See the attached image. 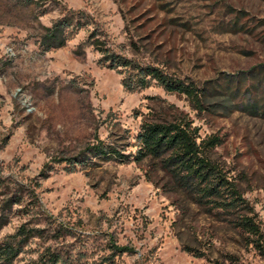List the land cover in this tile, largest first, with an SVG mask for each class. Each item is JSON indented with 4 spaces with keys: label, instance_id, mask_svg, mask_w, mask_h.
Masks as SVG:
<instances>
[{
    "label": "rangeland",
    "instance_id": "rangeland-1",
    "mask_svg": "<svg viewBox=\"0 0 264 264\" xmlns=\"http://www.w3.org/2000/svg\"><path fill=\"white\" fill-rule=\"evenodd\" d=\"M65 9L93 25L43 52L44 29ZM94 29L116 53L198 84L209 109L157 86L126 91L123 75L100 64ZM169 108L188 114L202 138H221L212 158L264 234V0H0V243H14L11 264H33L47 249L72 264H264L231 224L148 182L145 163L73 173L61 163L98 141L134 142L149 113ZM20 186L22 202L4 207ZM61 225L70 230L59 234ZM22 227L34 236L18 235ZM111 243L134 252L111 257Z\"/></svg>",
    "mask_w": 264,
    "mask_h": 264
},
{
    "label": "trees",
    "instance_id": "trees-1",
    "mask_svg": "<svg viewBox=\"0 0 264 264\" xmlns=\"http://www.w3.org/2000/svg\"><path fill=\"white\" fill-rule=\"evenodd\" d=\"M37 1L43 4L48 0ZM93 23L85 11L65 9L60 19L44 29L39 47L43 52L61 49L81 30L92 26ZM88 40L100 53V64L123 75L122 85L126 91L135 93L157 86L169 94L185 96L198 113L209 109L205 89L195 82L181 79L160 66L142 64L116 53L109 49L103 40L97 38L96 29L91 32ZM173 109H165L160 114L149 113L143 119L134 142H128L126 146L115 140L98 141L79 155L62 160L61 163L66 164L70 173L76 172L80 166H96L100 161L136 163L140 166L145 163V177L148 182L174 197L179 204L186 202L188 208L197 206L204 213L216 217L218 221L228 222L247 245L254 247L264 256V234L254 209L245 199L236 180L223 165L212 158V152L222 143L221 138L217 135L202 138L200 127L195 125L194 120L188 114L178 110L172 111ZM125 139H130L129 135ZM2 188H5V183L0 169V190ZM24 188L18 187L6 200L4 207L21 203ZM188 211L189 209H186L183 213ZM174 225H177V222ZM68 230L70 229L61 225L57 232L66 233ZM37 232L43 234L44 230ZM22 234L25 239L34 236L24 227L18 232V235ZM109 250L113 254L111 257H115L134 252V247L111 243ZM184 251L198 258L204 256L190 246H184ZM17 253L12 241L0 243V258L5 263L11 264ZM229 257L231 262L235 263V257ZM105 259V263L110 260ZM33 264L72 263L68 262L63 254L47 249Z\"/></svg>",
    "mask_w": 264,
    "mask_h": 264
}]
</instances>
